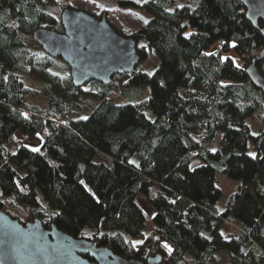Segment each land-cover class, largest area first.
Masks as SVG:
<instances>
[{
  "label": "trees",
  "instance_id": "1",
  "mask_svg": "<svg viewBox=\"0 0 264 264\" xmlns=\"http://www.w3.org/2000/svg\"><path fill=\"white\" fill-rule=\"evenodd\" d=\"M50 1L0 0V197L27 221L121 258L209 264L221 254V264H264V95L245 72L254 62L264 77V38L240 1L120 0L149 16L130 35L140 62L108 85L81 88L32 39L38 28L61 30ZM230 51L238 65L223 56ZM146 89L139 102L113 98ZM84 107L87 119L72 121ZM254 114L263 124L255 136ZM218 175L238 182L222 211ZM138 199L152 211L146 235Z\"/></svg>",
  "mask_w": 264,
  "mask_h": 264
},
{
  "label": "water",
  "instance_id": "2",
  "mask_svg": "<svg viewBox=\"0 0 264 264\" xmlns=\"http://www.w3.org/2000/svg\"><path fill=\"white\" fill-rule=\"evenodd\" d=\"M246 19L264 38V0H239ZM62 31L38 28L33 41L50 58L69 69L75 87L91 81L108 85L114 75L132 72L139 64L135 41L108 22L82 10L66 7L60 13ZM259 22L262 25H259ZM252 85L264 95V77L254 62L245 69ZM89 257L90 260L84 258ZM0 264H164L160 255L145 262L114 255L108 247L70 237L54 225L45 229L38 220L21 222L0 209Z\"/></svg>",
  "mask_w": 264,
  "mask_h": 264
},
{
  "label": "rangeland",
  "instance_id": "3",
  "mask_svg": "<svg viewBox=\"0 0 264 264\" xmlns=\"http://www.w3.org/2000/svg\"><path fill=\"white\" fill-rule=\"evenodd\" d=\"M120 0H57L56 3H53L50 1V6L49 10L50 12L57 18L58 22L60 18V13L61 11L66 8H74L78 10H82L84 12H87L94 17L98 18L102 13L106 14L108 22L113 26L114 29H116L119 33L125 35V36H130L132 33H134L138 28H140L144 24V20H149V16L142 10H131L127 8H121L119 6ZM136 2V0H129ZM180 4V3H178ZM181 5V4H180ZM177 7V4H175L171 10ZM56 32H61V30H53ZM32 44H34L31 41ZM216 49V46L211 47L207 53H210ZM231 57L234 59L235 64L238 65V60L230 51L229 53H226L223 55ZM147 61H145L142 65H145ZM154 69H150V72H152ZM88 86L85 87V90H88ZM134 99H130L128 97H116L114 96V100H116V104H127V103H132V102H139L141 100L147 99L149 97V89L145 90L144 95L141 97L133 96ZM88 114L87 108H83L81 112H76L73 113L70 117L72 121H76L81 119V117H86ZM145 115L147 118L152 119L153 116L150 111H145ZM247 125L249 127L250 133L252 135H257L263 130V124L258 118L256 114H254L248 121ZM15 140L17 142H20V134L15 133ZM40 142L37 143H31L28 144L31 148H37L39 146ZM14 144H7L6 148L9 151V153L14 152ZM211 149H214L216 147V144L210 146ZM248 153L254 154L251 144L248 143V148H247ZM216 186L220 189L221 195L219 200L217 201V208L222 211L225 208V203L228 199V197L233 194L238 186V182L226 179L222 176H217V181H216ZM0 201L2 202V208L3 211L8 212V214L13 217L18 219L21 222H26L27 217L25 213L23 212L22 209L20 208H11L8 203L3 200L0 197ZM138 203L142 207V209L145 211L146 214V228H145V235L148 234V232L152 229V224H151V215L152 211L148 207L146 203H144L141 199H138ZM236 226L232 224H226L223 227V233L225 236L232 235L236 231ZM216 260L214 262H211L209 264H221L223 262L221 254L216 256Z\"/></svg>",
  "mask_w": 264,
  "mask_h": 264
},
{
  "label": "snow or ice",
  "instance_id": "4",
  "mask_svg": "<svg viewBox=\"0 0 264 264\" xmlns=\"http://www.w3.org/2000/svg\"><path fill=\"white\" fill-rule=\"evenodd\" d=\"M147 2H148V0H136V3H140V4L147 3ZM177 7L183 8L184 5L177 4ZM144 23L147 24L148 21L144 20ZM187 35H190V34H187ZM232 46L235 47L234 44ZM141 47H146V46L145 45H141ZM205 55H213V53H205ZM54 75H55V73H54ZM25 119H27V117H25ZM81 119H85L86 120L87 117H81ZM32 151L33 152H38L39 149L38 148H33ZM213 151H215V150L213 149ZM249 155H251L253 157V159H255V155L254 154L249 153ZM130 163H134V162L130 161ZM81 183H83V181H81ZM17 187H20L19 183H17ZM21 191H23V189H21ZM0 195H2V193H0ZM137 243H139V242H137ZM133 246L135 247V244ZM163 247L166 248L169 252L172 251L171 248L166 243L163 245Z\"/></svg>",
  "mask_w": 264,
  "mask_h": 264
},
{
  "label": "flooded vegetation",
  "instance_id": "5",
  "mask_svg": "<svg viewBox=\"0 0 264 264\" xmlns=\"http://www.w3.org/2000/svg\"><path fill=\"white\" fill-rule=\"evenodd\" d=\"M103 14H105V13H102L97 19H100L101 18V16L103 15ZM96 18V17H95Z\"/></svg>",
  "mask_w": 264,
  "mask_h": 264
}]
</instances>
